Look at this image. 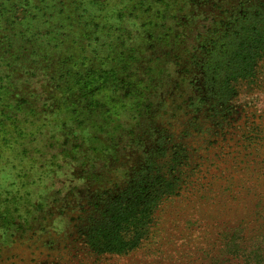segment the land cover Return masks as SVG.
<instances>
[{
    "label": "rangeland",
    "instance_id": "rangeland-1",
    "mask_svg": "<svg viewBox=\"0 0 264 264\" xmlns=\"http://www.w3.org/2000/svg\"><path fill=\"white\" fill-rule=\"evenodd\" d=\"M126 17L113 25L112 36L132 37L121 51L143 56L131 65L130 72L140 73L132 76L131 87L108 94L116 102V114L108 119L115 130L111 150L84 168L83 158L68 152L70 158H60L53 173L33 170L27 190L31 215L25 220L22 212L15 228L0 229V264H264V62L254 85L240 86L229 104L209 109L201 102L194 62L169 56L173 41L159 40L157 32L148 43L141 20L130 11ZM100 53L118 57L113 49ZM109 66L120 69L117 60ZM77 127L79 140L92 133ZM73 131L60 125L51 134L73 141L66 138ZM53 143L42 142L40 150ZM50 149L48 160L55 154ZM176 149L184 162L181 186L156 212L148 237L125 255L92 249L89 228L108 194L124 189L142 167L158 170L164 151ZM6 154L0 187L15 184L17 191V161Z\"/></svg>",
    "mask_w": 264,
    "mask_h": 264
},
{
    "label": "trees",
    "instance_id": "trees-1",
    "mask_svg": "<svg viewBox=\"0 0 264 264\" xmlns=\"http://www.w3.org/2000/svg\"><path fill=\"white\" fill-rule=\"evenodd\" d=\"M126 11L150 33L144 38L148 43L157 32L159 40L173 41L169 56L194 62L205 107L222 108L240 86L257 82L264 62V0H0V166L6 153L15 155L21 186L17 191L15 184L0 187V229L15 228L22 212L25 220L31 215L27 190L37 172L61 167L60 158H70L68 152L72 159L83 158L84 168L111 150L115 130L108 119L116 102L108 94L131 87L128 83L139 73L130 72L131 65L143 56L121 51L132 37L112 36ZM112 49L118 57L100 53ZM114 60L120 69L109 66ZM60 125L74 128L66 136L73 141L51 134ZM77 126L92 133L79 140ZM49 140L52 146L40 150ZM50 148L55 154L48 160ZM164 158L158 170L142 167L124 189L108 194L89 228L92 249L125 255L148 237L156 212L181 186L178 173L184 162L178 150L169 155L165 150Z\"/></svg>",
    "mask_w": 264,
    "mask_h": 264
}]
</instances>
